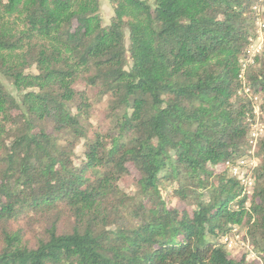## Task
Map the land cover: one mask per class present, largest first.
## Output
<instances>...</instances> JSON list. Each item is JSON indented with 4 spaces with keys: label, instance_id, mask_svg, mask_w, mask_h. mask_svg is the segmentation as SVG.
I'll list each match as a JSON object with an SVG mask.
<instances>
[{
    "label": "trees",
    "instance_id": "trees-1",
    "mask_svg": "<svg viewBox=\"0 0 264 264\" xmlns=\"http://www.w3.org/2000/svg\"><path fill=\"white\" fill-rule=\"evenodd\" d=\"M109 1L0 0V264H264V0Z\"/></svg>",
    "mask_w": 264,
    "mask_h": 264
},
{
    "label": "built area",
    "instance_id": "built-area-1",
    "mask_svg": "<svg viewBox=\"0 0 264 264\" xmlns=\"http://www.w3.org/2000/svg\"><path fill=\"white\" fill-rule=\"evenodd\" d=\"M263 7V8H262ZM261 8L264 10V6ZM264 46V20L258 19L256 23V33L255 36L250 40V44L246 50V58L242 61V66L245 67L246 64L252 63L253 58L258 55ZM253 142L250 139V144ZM249 157L246 159H240L237 161L236 165L232 166L231 173L235 176L240 183L244 186L247 194L250 193V187L252 186L253 179L250 176L249 170L254 168L257 165L256 158L254 157V153L249 151ZM222 243L229 251L234 250H244L247 258H255L256 257L254 251L252 250V246L250 245L247 238L240 236L238 233V229L236 226H233L231 230L222 237Z\"/></svg>",
    "mask_w": 264,
    "mask_h": 264
},
{
    "label": "rangeland",
    "instance_id": "rangeland-1",
    "mask_svg": "<svg viewBox=\"0 0 264 264\" xmlns=\"http://www.w3.org/2000/svg\"><path fill=\"white\" fill-rule=\"evenodd\" d=\"M153 0H150V2H152ZM100 15L102 17L103 23L107 24L110 17L112 16V5L110 3L109 0H100ZM126 44H127V36H126ZM0 78L2 79V77L0 76ZM3 80V79H2ZM4 85L6 86V88L13 94L16 95L17 91L16 89L11 86L8 82H6L5 80H3ZM89 94L91 95V93L89 92ZM253 102H254V111H255V121L253 122V124L251 125L250 128V133H249V137L250 139L253 141L251 142V148L250 151H252L253 153H255L257 151V145L261 139V137L263 136V132H264V128H263V124H262V119H261V115H260V111L258 109L259 104H260V99L257 96L253 97ZM99 108V106H98ZM96 108V109H98ZM96 115H100V112L98 111L96 113ZM96 116H93V122L96 121ZM81 148L78 147L76 150L77 155L80 154ZM255 157V156H254ZM167 188H163L162 189V193L164 197H167L166 194V190ZM171 204H176V205H180L182 206V203H179L176 200L171 199ZM238 227V226H237ZM238 233L240 236H243L244 233H246V229L240 225L238 228ZM231 253V257L233 258H239L241 256V254L244 253V250H234V251H230ZM250 263L252 264H261L260 260H257L255 258H249L248 259Z\"/></svg>",
    "mask_w": 264,
    "mask_h": 264
}]
</instances>
